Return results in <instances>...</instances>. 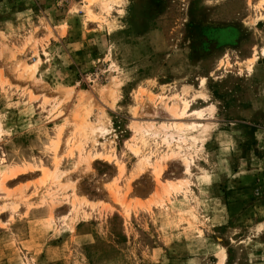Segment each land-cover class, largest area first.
Listing matches in <instances>:
<instances>
[{
	"label": "rangeland",
	"instance_id": "obj_1",
	"mask_svg": "<svg viewBox=\"0 0 264 264\" xmlns=\"http://www.w3.org/2000/svg\"><path fill=\"white\" fill-rule=\"evenodd\" d=\"M0 264H264V0H0Z\"/></svg>",
	"mask_w": 264,
	"mask_h": 264
},
{
	"label": "bare ground",
	"instance_id": "obj_2",
	"mask_svg": "<svg viewBox=\"0 0 264 264\" xmlns=\"http://www.w3.org/2000/svg\"><path fill=\"white\" fill-rule=\"evenodd\" d=\"M103 2V1H102ZM110 3V2H109ZM103 7L105 8V11L110 9V5H108V2L106 1L103 2ZM86 11L88 14L91 13V10L89 7H86ZM260 19V18H259ZM262 20V19H261ZM256 60V56H254L252 59L249 60V66L247 68L251 69L252 65L254 64ZM36 67V64L33 66ZM183 89V88H182ZM194 91V97L199 96L201 99H204L205 101L209 99V95L206 93V78H202L200 81V86L197 89H192L191 85H185L184 90H182V93L185 95H188L191 93V91ZM182 95H177V99H175L172 103V105H169L167 102L164 103V106L167 109V112L172 116V117H177V118H182L185 117L186 115L189 114V108H190V101H188L184 96ZM192 95V94H191ZM190 95V96H191ZM190 98V97H189ZM193 100V98H192ZM216 107L212 104V110L215 109ZM201 112L197 113V117L200 118ZM86 118L88 116H85ZM202 117V116H201ZM84 119L80 129L82 135L85 138H90V137H95L97 138L100 133H107L109 132L112 127L110 125V118L107 115H104L103 113L101 116L97 119L95 123L89 122L87 119ZM212 128L213 127H205L203 124H198V123H174V126H163L162 128L158 129L157 127L154 126H134V132L136 136H144V135H150V136H160L161 133L163 134V139L167 143H170L175 141V142H187L188 138L190 140H195L199 138V134H202L203 140H206L210 134L212 133ZM192 131V133H189ZM194 131V132H193ZM196 131V132H195ZM162 135V134H161ZM135 136V137H136ZM82 137V136H81ZM83 138V137H82ZM84 139V138H83ZM96 140V139H95ZM134 148V147H132ZM135 151H138V148H134ZM168 157H165L164 159H167ZM188 166H186V172L188 171ZM162 170L157 168L155 169L156 177L159 178L161 175ZM181 187L179 184H170L169 187L165 190L166 193H169L172 190H178ZM225 254V253H224ZM223 263V262H222Z\"/></svg>",
	"mask_w": 264,
	"mask_h": 264
}]
</instances>
